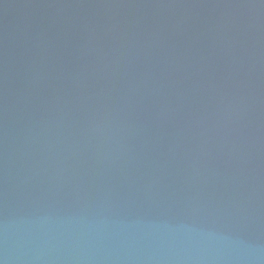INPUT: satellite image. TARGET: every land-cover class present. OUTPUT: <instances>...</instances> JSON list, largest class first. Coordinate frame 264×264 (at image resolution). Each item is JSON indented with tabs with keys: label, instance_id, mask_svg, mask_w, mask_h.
I'll return each instance as SVG.
<instances>
[{
	"label": "water",
	"instance_id": "95a60500",
	"mask_svg": "<svg viewBox=\"0 0 264 264\" xmlns=\"http://www.w3.org/2000/svg\"><path fill=\"white\" fill-rule=\"evenodd\" d=\"M0 264H264V0H0Z\"/></svg>",
	"mask_w": 264,
	"mask_h": 264
}]
</instances>
